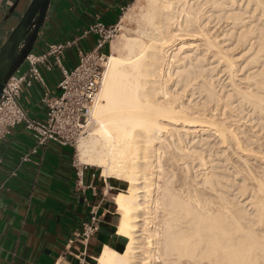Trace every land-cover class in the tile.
Listing matches in <instances>:
<instances>
[{
    "label": "bare ground",
    "instance_id": "obj_1",
    "mask_svg": "<svg viewBox=\"0 0 264 264\" xmlns=\"http://www.w3.org/2000/svg\"><path fill=\"white\" fill-rule=\"evenodd\" d=\"M126 19L136 27L107 56L89 133L76 144L79 164L128 184L113 195L125 249L105 246L97 264H262L264 172L254 165L264 163L263 147L248 152L255 140L248 144L231 116L239 99L264 117V0H144ZM213 137L227 165H238L230 152L245 155L237 193L217 170Z\"/></svg>",
    "mask_w": 264,
    "mask_h": 264
},
{
    "label": "crops",
    "instance_id": "obj_2",
    "mask_svg": "<svg viewBox=\"0 0 264 264\" xmlns=\"http://www.w3.org/2000/svg\"><path fill=\"white\" fill-rule=\"evenodd\" d=\"M7 1L0 0V11ZM133 1L51 0L33 52L45 51L51 42L75 41L64 59L67 68L75 67L79 50L90 51L98 39L83 31L98 20L118 24ZM42 73L46 87L58 94L61 71L42 66ZM44 92L45 87L35 83L22 95V104L35 119L46 117ZM35 146L23 125L14 127L0 144V264H97L105 246L123 251L126 240L116 234L120 215L113 195L128 184L104 176L99 167L79 164L71 145L49 141L32 152ZM26 155L29 159L23 160ZM95 205L103 217L100 229L86 246L80 241L69 244Z\"/></svg>",
    "mask_w": 264,
    "mask_h": 264
},
{
    "label": "built area",
    "instance_id": "obj_3",
    "mask_svg": "<svg viewBox=\"0 0 264 264\" xmlns=\"http://www.w3.org/2000/svg\"><path fill=\"white\" fill-rule=\"evenodd\" d=\"M116 25L108 26L98 20L83 31V35L96 34V45L90 51L79 50V62L71 69L65 65V52L75 41H55L48 44L41 53L31 52L25 62L9 77L0 98V144L18 125H23L32 133L36 146L57 141L76 148L80 137L86 131L91 107L98 100L99 88L107 59L106 48L112 41ZM42 66L51 71L59 69L62 78L58 84L60 92L54 94L46 87ZM35 83L45 87L42 101L46 105L45 119H35L22 104L24 91ZM29 159V155L23 160ZM77 164V162H75ZM75 164V165H76ZM87 165V164H85ZM79 178L82 169L77 170ZM99 205L92 206L89 218L69 239V244L80 241L86 246L100 229L103 217Z\"/></svg>",
    "mask_w": 264,
    "mask_h": 264
},
{
    "label": "rangeland",
    "instance_id": "obj_4",
    "mask_svg": "<svg viewBox=\"0 0 264 264\" xmlns=\"http://www.w3.org/2000/svg\"><path fill=\"white\" fill-rule=\"evenodd\" d=\"M137 1H140L141 3H143V1L144 0H134L132 3H131V5L124 11V13L122 14V16H121V18H120V20H119V22H118V24H117V26H116V30H115V33H114V36H113V38H112V41L109 43V45H108V50H107V56L109 55V54H111V53H113L114 51H113V47H114V45L116 44V43H118L123 37H125V36H129L130 35V33L131 32H133L134 31V29H135V27H136V23H135V21H133V20H129V19H126V20H124V21H122V18H123V16L128 12V10H129V8L132 6V5H135V3L137 2ZM10 22H8L7 24H5V25H7V27H9V28H13L12 26H10V24H9ZM122 25V26H121ZM10 31V30H9ZM9 31H7V33H9ZM240 50H241V48H239ZM239 49H236L235 50V53L237 54V53H239L240 52V50ZM117 52H119V51H117ZM237 55H239V54H237ZM237 57V56H236ZM242 60L240 59V61H239V63H238V65L240 66H242V67H239V66H237V67H239V68H237L238 69V73H240V74H238L237 73V78L236 79H238L237 80V83H239V85L240 86H244V81H242L243 80V78H244V76L246 75L245 73H246V70H248L246 67L243 69V67H244V65L243 64H245V63H243L242 64V62H241ZM240 68H241V70H240ZM246 69V70H245ZM240 70V71H239ZM242 71H243V73H242ZM245 71V72H244ZM222 75H224V74H222ZM220 76V75H219ZM218 75L216 76V78L217 77H219ZM238 76H239V78H238ZM242 77V78H241ZM224 80H223V79ZM220 79L222 80L221 82H223L224 84H226L228 87H226L225 88V90L226 91H230V89L232 88V86H231V88H230V85H229V78H228V75L226 76V74L224 75V77L223 76H221L220 77ZM225 79H227V80H225ZM240 81V82H239ZM220 87V86H219ZM219 87H218V89H219ZM223 90V89H222ZM224 90V91H225ZM197 95V96H196ZM196 95H194L193 97H192V99H194L195 98V101H197V100H199L200 98L198 97V94H196ZM191 98V97H190ZM237 99V98H236ZM239 101V102H238ZM235 102V103H234ZM237 102L239 103V104H237ZM236 105H238V106H236ZM240 105H241V100H233V109H235L236 110V114L234 113V116L232 115V114H230V115H232L231 116V119H232V117H233V119L231 120V122H232V127L233 128H236L237 129V131L239 130L240 132H242L241 133V135L242 136H244V137H246L245 138V140H247L248 141V139H249V141H248V144H250L249 142H253L254 140V143H252V146H251V144H250V146H249V148H250V151H248V152H250L253 156L257 153V151L259 150V146L260 147H263V148H260V150L259 151H261L260 153H259V151H258V156L259 157H264V155L263 154H261L262 152H264V117H260V116H263L262 114L260 115V113L258 114V112L257 113H255V114H257L256 116H255V114H253L252 112H253V110H252V107L249 105V104H247V105H243L242 106V109H240ZM236 106V107H235ZM245 106V107H244ZM238 107V108H237ZM251 108V109H250ZM239 109V110H238ZM243 110V111H242ZM245 111V112H244ZM227 112H229L230 113V111L229 110H227ZM247 114V115H246ZM250 114H251V116H250ZM238 116H240V117H238ZM237 117V118H236ZM258 117V118H257ZM260 117V118H259ZM239 118V119H238ZM238 119V120H237ZM258 119V120H257ZM260 119V120H259ZM251 122H250V121ZM255 120V121H254ZM262 120V121H261ZM234 121V122H233ZM241 121V122H240ZM247 121V122H246ZM260 121V122H259ZM244 122V123H243ZM250 123V124H249ZM259 123H263L262 125L261 124H259ZM234 124V125H233ZM239 127H238V126ZM245 125V126H244ZM243 126V127H242ZM249 126V127H248ZM255 128H253V127ZM260 126V127H259ZM88 127V128H87ZM87 127H86V131H85V133H84V135L83 136H86L88 133H89V126L87 125ZM238 127V128H237ZM245 127V128H244ZM248 127V128H247ZM258 129H257V128ZM241 128H243V129H241ZM253 128V129H252ZM262 128V129H261ZM249 129V130H248ZM251 129V130H250ZM259 130V131H258ZM263 130V131H262ZM247 133H246V132ZM263 132V133H262ZM247 134V135H246ZM248 134H250V135H248ZM258 136H257V135ZM259 134H261V135H259ZM256 135V136H255ZM82 136V137H83ZM255 137H256V139H255ZM258 137V138H257ZM259 137H261V140H260V138ZM215 137H213V139H214ZM254 138V140H252ZM250 139H251V141H250ZM212 140V139H211ZM259 140V141H258ZM262 141V142H261ZM216 142V143H215ZM219 141L215 138L214 140H212L211 141V143L214 145L213 147H212V150H211V152H212V154H213V156H214V159H215V162L217 161V160H219V162H221L222 161V164L221 163H219V166H220V168H218L217 170H218V172H220V173H225V170L227 171L226 172V174H229L227 177H229V179H231V181H230V185H231V183H232V187H233V185L235 186V188L238 186V185H240L241 183L240 182H243V176H244V174L246 173L245 171H243V169H244V167H245V165L244 164H242L243 162H242V160H243V157H245V155H243L241 152H239L238 154L236 153L235 155H233L231 152V154L229 153V155L231 156H229L228 158H230V160L232 161V162H235L236 163V165H237V170H239V171H241V174L240 173H237V172H239V171H237L233 166L231 167V165L232 164H228L227 165V163L225 162V161H223V159H225L226 157L225 156H222L221 157V159H220V157H218L219 155H217V156H215L214 155V153H221V152H219L218 150H220V148L222 149V150H224L226 147H223V144H220V143H218ZM256 142H258V143H256ZM261 142V143H260ZM220 144V145H219ZM217 145V146H216ZM263 145V146H262ZM74 149H75V153L77 154V149L74 147ZM253 149V150H252ZM261 149H263V151L261 150ZM249 150V149H248ZM252 150V151H251ZM256 151V152H255ZM210 151H208L207 153H211ZM255 154H254V153ZM238 155L239 156H241V157H238ZM257 155V154H256ZM232 158V159H231ZM236 158H237V160H236ZM256 157H253L252 158V160H254V161H256V159H255ZM258 161V160H257ZM256 161V164H258V165H254V169L256 170V172H260V173H262V172H264V163L263 162H257ZM223 162H225L224 164H223ZM261 165H260V164ZM225 164L228 166H226L225 167ZM222 165V166H221ZM239 165H241L242 167H243V169L241 170V168H238V166ZM223 167V168H222ZM225 167V168H224ZM257 167V168H256ZM175 168H176V166H175ZM229 168V171L227 170ZM262 168V169H261ZM100 169V168H99ZM222 169V170H221ZM224 169V170H223ZM254 170V171H255ZM258 170V171H257ZM224 171V172H223ZM233 171V172H232ZM178 172H179V170H178ZM228 172H230V173H228ZM235 174V176H234V174ZM230 174H231V176L233 175L234 177H230ZM241 175V176H239V177H237V175ZM243 174V175H242ZM246 175H248L247 173H246ZM248 177V176H247ZM237 178V179H236ZM235 180V183H234V180ZM232 180H233V182H232ZM251 180H247L246 182H247V184L249 185V186H251L252 185V183H253V181H252V183L250 182ZM237 182H239V184H237ZM234 183V184H233ZM250 183V184H249ZM237 184V185H236ZM243 184V183H242ZM235 188L233 187L231 190L232 191H234V192H232L233 194L234 193H237V190L238 189H236L235 190ZM251 187H249V194H248V190H247V192L244 194V196L242 195L241 197H239L240 198V200H242L243 199V197H244V199H245V201H247L248 199H249V197H251L250 195L252 194V191H250L251 189H250ZM127 189V188H126ZM244 192V191H243ZM243 192H241V193H243ZM231 193V192H230ZM231 193V194H232ZM241 195V194H240ZM247 195H248V197H247ZM247 197V198H246ZM248 207H250V206H248ZM160 220H161V215L159 214V217H158V219H157V222L159 223L160 222Z\"/></svg>",
    "mask_w": 264,
    "mask_h": 264
},
{
    "label": "water",
    "instance_id": "obj_5",
    "mask_svg": "<svg viewBox=\"0 0 264 264\" xmlns=\"http://www.w3.org/2000/svg\"><path fill=\"white\" fill-rule=\"evenodd\" d=\"M51 0H31L29 7L15 28L4 25L0 29V98L9 77L25 62L39 39ZM11 7L7 18L16 9ZM33 26V27H32ZM11 32L7 33V31Z\"/></svg>",
    "mask_w": 264,
    "mask_h": 264
},
{
    "label": "flooded vegetation",
    "instance_id": "obj_6",
    "mask_svg": "<svg viewBox=\"0 0 264 264\" xmlns=\"http://www.w3.org/2000/svg\"><path fill=\"white\" fill-rule=\"evenodd\" d=\"M16 1L17 0H8L6 3L7 6L4 8V11H0V28H2L8 22H10V26L15 28L20 22L25 12L27 11L31 2V0H18L16 9L7 18V14L9 13L11 7H13ZM9 32H11V30Z\"/></svg>",
    "mask_w": 264,
    "mask_h": 264
},
{
    "label": "snow or ice",
    "instance_id": "obj_7",
    "mask_svg": "<svg viewBox=\"0 0 264 264\" xmlns=\"http://www.w3.org/2000/svg\"><path fill=\"white\" fill-rule=\"evenodd\" d=\"M262 264H264V262H262Z\"/></svg>",
    "mask_w": 264,
    "mask_h": 264
}]
</instances>
